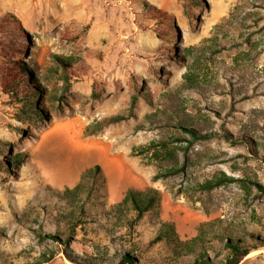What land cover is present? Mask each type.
<instances>
[{
  "label": "rangeland",
  "instance_id": "1",
  "mask_svg": "<svg viewBox=\"0 0 264 264\" xmlns=\"http://www.w3.org/2000/svg\"><path fill=\"white\" fill-rule=\"evenodd\" d=\"M147 187L158 207L115 209ZM164 222L264 264V0H0V264H186Z\"/></svg>",
  "mask_w": 264,
  "mask_h": 264
},
{
  "label": "trees",
  "instance_id": "2",
  "mask_svg": "<svg viewBox=\"0 0 264 264\" xmlns=\"http://www.w3.org/2000/svg\"><path fill=\"white\" fill-rule=\"evenodd\" d=\"M154 10L158 16L167 15L166 12L160 9L154 8ZM22 71L23 70L17 69L13 70L11 74H8L9 80L5 79V87L9 88V90L19 88L21 83L18 81V78ZM122 119L123 117L121 115H114L104 118L97 123L95 129L91 132H96L97 130L103 128L105 125L119 122ZM201 135L206 137L208 136L206 133ZM160 145H162L163 147H161ZM141 148V153H144L148 156H152L153 154H155L156 156V154L165 151L166 153L164 156H167V159L173 160L175 158V152H173L169 147H167L164 142L156 143L155 141H152ZM14 158L16 159V162L21 160V158H19V155L17 154L14 156ZM182 170L183 167L172 166L166 168L164 171L157 172L153 175L152 179L156 180L161 177H168ZM97 172H100L99 165H95L92 168L86 169L83 173V178L86 176H91ZM231 180V177L218 176L214 179L207 180L205 183L202 184L201 188L210 190L214 187L224 185ZM81 187L82 182L78 183L73 188H65L62 194L67 199L75 197L81 192ZM160 199L161 196L159 190L154 187H147L142 190L130 188L125 193L123 199L118 202V204L115 206V209H120L124 205H130L131 208L135 211L134 220L137 221L147 211L158 207L160 204ZM205 234V225H201L199 233L196 236L187 240H182L178 237L174 224L170 222H164L161 224V228L159 230V234L156 237V240L167 239L172 244L174 252L177 254H192L191 260L188 261L186 264H239L243 260V258L251 251V246L248 243L240 240H229L225 243L227 251L223 257H210V255L206 251H202L199 248L204 241ZM51 236L53 238H56L55 235ZM41 237L44 238V235H41ZM125 259L130 260L131 258L130 256L125 255Z\"/></svg>",
  "mask_w": 264,
  "mask_h": 264
},
{
  "label": "bare ground",
  "instance_id": "3",
  "mask_svg": "<svg viewBox=\"0 0 264 264\" xmlns=\"http://www.w3.org/2000/svg\"><path fill=\"white\" fill-rule=\"evenodd\" d=\"M101 156V155H100ZM99 158V157H98ZM124 172H125V170H123ZM122 173V172H121ZM127 174V173H126ZM121 175V174H120ZM126 176V175H125ZM121 177V176H120ZM119 177V178H120ZM129 177H130V175H129ZM132 177V176H131ZM133 178V177H132ZM123 179V178H122ZM131 178H128V181L130 180ZM134 179V178H133ZM125 180V179H124ZM122 181H119V183H121ZM125 183H127V182H125ZM125 183H122V184H120V186L121 185H123V184H125ZM129 183V182H128ZM132 183V182H131Z\"/></svg>",
  "mask_w": 264,
  "mask_h": 264
}]
</instances>
